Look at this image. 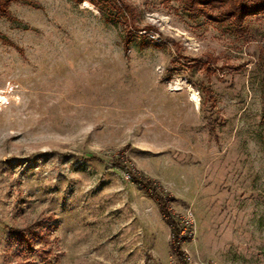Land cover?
<instances>
[{"label": "rangeland", "instance_id": "obj_1", "mask_svg": "<svg viewBox=\"0 0 264 264\" xmlns=\"http://www.w3.org/2000/svg\"><path fill=\"white\" fill-rule=\"evenodd\" d=\"M123 1L128 38L88 2L0 16V264H179L120 160L187 264H264V15Z\"/></svg>", "mask_w": 264, "mask_h": 264}, {"label": "trees", "instance_id": "obj_2", "mask_svg": "<svg viewBox=\"0 0 264 264\" xmlns=\"http://www.w3.org/2000/svg\"><path fill=\"white\" fill-rule=\"evenodd\" d=\"M13 0H0V16L9 18L7 7ZM74 4L88 2L100 13L106 23L112 25H124L123 32L127 38L133 31H139L134 25L133 9L123 0H71ZM184 11L192 17H202L214 24H228L235 30H239L243 21L264 15V0H181ZM126 38V39H127ZM87 161H97L94 157H87ZM114 168L125 169L129 180L146 191L153 199L158 213L168 227L170 237V250L179 264H187L183 259L182 251L178 243L180 225L171 215L168 208V201L163 191L154 183L147 180L141 173L134 171L122 164L121 160L112 163ZM10 231V230H9ZM23 239V237H22Z\"/></svg>", "mask_w": 264, "mask_h": 264}]
</instances>
